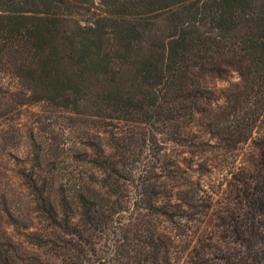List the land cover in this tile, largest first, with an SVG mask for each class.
Segmentation results:
<instances>
[{
    "label": "trees",
    "instance_id": "trees-1",
    "mask_svg": "<svg viewBox=\"0 0 264 264\" xmlns=\"http://www.w3.org/2000/svg\"><path fill=\"white\" fill-rule=\"evenodd\" d=\"M0 75L12 81H0V120L47 102L100 120L107 139L85 152L89 176L21 172L44 224L25 240L52 259L1 241L0 264H170L172 231L197 204L174 184L184 172L169 146L189 152L187 123L207 111L227 146L254 140L264 0H0ZM233 76L224 109L212 108L210 80ZM246 190L251 236L264 243L263 170Z\"/></svg>",
    "mask_w": 264,
    "mask_h": 264
},
{
    "label": "rangeland",
    "instance_id": "rangeland-1",
    "mask_svg": "<svg viewBox=\"0 0 264 264\" xmlns=\"http://www.w3.org/2000/svg\"><path fill=\"white\" fill-rule=\"evenodd\" d=\"M236 80L235 76L210 80L208 87L217 97L212 108L224 109L223 91ZM0 81L12 83L2 75ZM16 110L9 113L10 119L0 120V242L10 241L19 256L36 254L41 260L52 259L25 240L26 233L44 224L34 210L21 172L36 171L35 166L41 164L43 171L36 173L53 179L58 175L57 166L65 176L81 177L84 171L89 176L85 152L97 143L105 144L106 133L100 120L90 121L82 110L71 113L47 102L27 103ZM209 114L207 111L187 123L190 133L184 140L193 142L186 149L189 152L184 153L177 144L169 146L184 172L174 184L189 186L197 206L190 210L187 221L181 220L173 229L177 236L167 257L170 264H264V243L251 236L246 190L247 179L254 177L256 169L264 171L260 149L262 143L264 148V120L253 141L229 147L208 127L214 120ZM170 163L175 169V162ZM187 174L191 177L185 179Z\"/></svg>",
    "mask_w": 264,
    "mask_h": 264
}]
</instances>
